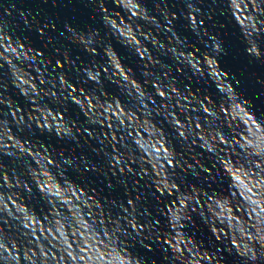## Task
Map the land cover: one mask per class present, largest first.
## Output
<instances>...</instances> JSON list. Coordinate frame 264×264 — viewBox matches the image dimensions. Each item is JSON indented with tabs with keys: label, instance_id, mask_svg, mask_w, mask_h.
I'll list each match as a JSON object with an SVG mask.
<instances>
[{
	"label": "clouds",
	"instance_id": "clouds-1",
	"mask_svg": "<svg viewBox=\"0 0 264 264\" xmlns=\"http://www.w3.org/2000/svg\"><path fill=\"white\" fill-rule=\"evenodd\" d=\"M138 7V6H137ZM117 68H120V65H116ZM121 74L124 75L123 71L121 70ZM99 82L100 73L97 72L96 76L93 77ZM124 79H127V76L124 75ZM167 155V153H165ZM244 264H264V244H262L259 248H250L247 250L245 254Z\"/></svg>",
	"mask_w": 264,
	"mask_h": 264
}]
</instances>
